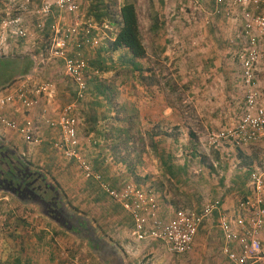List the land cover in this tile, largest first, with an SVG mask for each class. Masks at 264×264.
<instances>
[{"label": "rangeland", "instance_id": "374dc122", "mask_svg": "<svg viewBox=\"0 0 264 264\" xmlns=\"http://www.w3.org/2000/svg\"><path fill=\"white\" fill-rule=\"evenodd\" d=\"M144 1L140 2L139 14L147 57L135 60L136 67L133 70L129 65L124 64L128 60L126 51L107 52L111 39L115 38L119 30L115 25L114 27L109 26V28H104L103 25L97 26L99 30L96 31L98 34L96 38L99 44L86 49L88 56H84V58L88 60V63L104 59L105 67L111 68V70L98 72L93 64L86 72L88 82H93L92 91L98 86V90H102L105 95L97 98L98 106L91 107L90 101L93 97H88V95L79 104L76 113L82 143L81 150L92 165L97 153L103 152V157L106 154L105 164L110 168L107 175L110 181L119 188H122L127 182L128 184L135 182L147 190L154 189L158 193V199L164 205L171 204L173 206V203L175 210L196 211L208 202L220 200V153L211 147L210 139L213 134L223 131L221 129L224 127L220 126V105L227 109L230 101H226L228 97H223L225 96V87L220 99V77L222 78L223 74H221L220 65L217 66L216 58L207 59V61L213 62L209 63L207 69L201 64L194 67L193 70L188 69L187 60L190 56L185 50L183 36L177 39L153 37L149 31L150 23L147 20ZM2 3L4 9L0 8V22L20 19V28L26 31L27 36H16L11 30L0 29V58H9L10 60L29 58L34 60L36 67V70H32L29 76L12 83L13 85L9 89L25 81L28 77L32 79L31 86L47 81H53L55 84L57 80L63 81L62 84L66 85L67 93L71 94V98L69 101L65 100V96L53 100L55 99L54 92L47 96L53 100L50 105L54 106V112L46 113V115L54 117L51 116L53 113L56 114L63 109V105L70 104L75 100L72 96L75 87L66 76L60 60L51 55L53 35L47 31H41L38 26L36 27L35 19L37 18L33 11L39 5L33 4L27 11L22 12L20 11L21 6H19L23 4L22 0H2ZM190 12H193L192 9L184 8L182 12H179L180 15L174 22L173 26L178 28L177 32L182 33L181 35H184V24H189L185 18L190 15ZM80 15L63 14L62 20L58 21L59 23L56 25L60 29L68 27L80 29L85 24L82 21L83 16ZM12 30H14L13 26ZM232 37L226 42L231 49L235 47L232 46ZM216 46L220 49V42L214 40L213 47ZM231 56L233 58V55ZM227 59L229 60V56ZM232 60L234 64L231 63L237 68L236 61ZM38 64L39 68L36 66ZM52 67H55L56 70ZM15 68L14 65L11 70L0 69V86L9 79L12 82L11 72ZM236 72L237 70L234 69L231 71V73ZM238 96V106L240 107L242 104L243 107V95L240 93ZM89 98L91 100H88ZM47 105L49 106V104ZM86 113H89V116L96 113L104 127V137L96 138V141L99 142L97 146L95 137L87 132ZM40 115L43 116L41 111L38 112L37 118L41 117ZM207 115L210 118H207ZM33 122L39 128V133H43V130L47 128L44 123H40L36 119ZM229 128L231 127L229 126ZM4 135V127L0 126V138L6 142ZM130 137L133 140L127 141V138ZM38 139L41 142L43 138L39 136ZM154 141L159 142L160 151L165 149L172 151L179 165L187 162V175L182 184H178L174 179L172 182L168 180L169 176L161 169L160 154L154 150ZM25 144L30 145V149L38 148L40 145L27 142ZM249 149L253 150L252 153L259 162L258 164L261 165L257 170L264 172V139L261 143L250 146ZM21 157L28 160L26 156ZM62 157L63 167L71 164V177H76L79 180L84 179L77 163L66 159L63 155ZM122 158L128 161L127 164L121 163ZM130 165H135L136 172L134 174L129 169ZM10 167L12 168V166ZM35 168L42 169L36 166ZM83 181L81 186H85V183L89 182ZM111 182L109 183L112 184ZM90 190L100 196L103 194L98 185H92ZM4 196H7L8 200L0 202L3 205V207L0 206V264H13L17 253L22 254V257L29 258L32 264H57L59 257L60 260L70 258L66 264L87 263L84 261L87 258L85 254H81L82 256L77 254L75 258H72L73 251H69L72 248L69 249L65 246L67 236H72V234L61 233L58 225H41L44 222L39 217L32 221L31 218H34L35 214L32 215L28 211L24 215L23 210H19L21 206L18 200L7 192L0 191V198ZM243 198L244 196L237 197L232 200V203L240 202ZM65 202L68 210L78 213L72 209L68 200ZM103 202L108 205L107 200ZM13 204L14 206H12ZM15 206L17 208H14ZM101 212L95 215V218L91 217L89 213H81L80 216L90 218L91 222L95 221L98 224L103 222L102 225L108 221L126 220L125 213L122 212L107 216L103 214L102 209ZM37 213L40 214L38 210ZM22 215L24 218H21ZM25 216L27 217L25 218ZM21 222H27L33 228H26ZM60 242L63 245L58 248ZM57 250H59L58 255ZM171 258L175 264L188 262L186 256L175 255ZM143 264H155V262L151 258H146ZM161 264H165V262ZM195 264H207V262L203 260Z\"/></svg>", "mask_w": 264, "mask_h": 264}, {"label": "crops", "instance_id": "0c3cea01", "mask_svg": "<svg viewBox=\"0 0 264 264\" xmlns=\"http://www.w3.org/2000/svg\"><path fill=\"white\" fill-rule=\"evenodd\" d=\"M42 2L43 0H34L32 5L37 4L40 6ZM126 2H135L139 14L140 2H142V0H82L80 16H83L82 21H84L85 24L84 27L80 28V35H77L75 40L70 43L68 55L73 57L75 54L81 53L85 57L88 56V54H86V49L90 48V46L84 45V28L89 24H92L95 28L93 36L96 37V35H98L96 34V31L99 30L97 26L103 25L104 28H109V26L114 27V25L110 24V17H112L111 15L119 14L121 7ZM144 2L146 4L145 9L147 10V20L150 23L149 31L153 37H157V39L159 37L165 39H177L178 37L183 36L185 50L190 56L188 57L189 60H187L189 63L188 69L193 70L194 67H198L200 64L204 65L207 69L209 68V63H213L212 61H207V59L211 58L210 60H212L214 57L216 58L217 66L220 65L221 74L225 77H220V99L222 97L221 94L223 93V88L225 87V96L223 97H228L226 101H230L227 109L220 105V126L224 127L221 130L227 129L229 126L234 127L241 118L243 111L242 104L239 107L237 102L239 99L238 95H240V93L243 95V89L240 76L241 73L238 70V65L237 68L233 65L234 62H232L233 60L231 56L233 55L232 53L236 51V47H232L231 49L226 42L237 33L238 29L241 28V20H230L223 14L217 15L215 13V0H145ZM98 4L101 6L102 12H105L103 23H98L97 21L96 7H98ZM184 8H186V10L187 8L188 10L192 9L193 12H190V15L185 18L186 21L188 20L189 24H184V35H181L182 33L177 32L178 28L176 29L173 25L174 22H176V17L180 15L179 12H182ZM62 15L63 14L55 13V17L51 18L52 24L50 22V25L53 27L56 23L58 24V21L62 20ZM139 20H141L140 14ZM35 21L37 27L39 21L37 19H35ZM46 22L44 27L40 29L41 31H44ZM47 32L52 33L51 29H48ZM111 40H114V38ZM214 40L220 42V49L218 46L213 47ZM228 56L229 60L227 59ZM86 61L88 63V60ZM60 63L63 65L62 61H60ZM91 63L92 62L88 63V68L92 66ZM36 66L39 68V64ZM52 69H55V67H52ZM233 69L237 70V72L231 73ZM34 70H36L35 65L33 71ZM30 73H32V71ZM29 75L30 74L27 76ZM68 79L72 82L69 77ZM258 80L262 93V100L260 103L262 107H264V63L259 66ZM62 82L63 81L57 80V83L55 84L56 90L54 91L55 99L53 100H58L65 96V100L69 101L71 94L67 93V87L65 84H62ZM89 82L88 97L91 96L92 98L91 92L93 82ZM5 92L6 91H2L1 94ZM72 96L75 99L76 87ZM53 100L44 96L40 105L34 110H28L18 104L10 107L6 114L9 118L21 124L26 120L34 121V119H36V121L46 125L44 122L45 117H47L46 113L51 114L54 112V106L50 105ZM88 100L91 99L89 98ZM95 102H97V99H92L90 104H95ZM47 104H49V106ZM65 105L63 106L65 107ZM40 111L43 116L40 115L41 117L37 118L38 112ZM58 113L59 112L56 114L53 113L51 116L55 117ZM207 118H210V116ZM46 127L47 128L43 130V133H39V136H42L43 139L39 143L40 145L38 148L30 149V145L25 144V139L17 131H9L6 128H4V136L7 141L5 142L2 139V142L5 147L13 150L18 156H26L28 158L26 161L33 163L32 165L36 167L42 168L49 181L57 182L60 194L63 195L62 197L69 201L72 209L78 211V213L72 211L73 214L80 215L81 213H89L91 217L95 218V215L102 213L101 209L104 211L103 214L105 216L108 214H115L116 212L125 213L124 218L126 220L119 219V221H108L103 225V222H99L98 224L95 221L91 222L90 218L87 219L83 217L86 223L82 222L75 225L76 234L67 236L68 238L65 240V246L69 249L72 248L69 250L70 252L71 250L73 251L72 258H75V255L77 254L80 256H82L81 254H85L87 257L86 260H84L87 261L86 264H143L146 258L153 259L155 264H161L162 262H165V264H175L173 258H171L175 255L169 253L162 243L139 241L134 237V224L131 216L124 211L118 203L113 201L105 192H103L99 186L98 187L103 192L101 196L96 192H92L90 187L97 184L89 181L85 183V186H81L84 179L79 180L78 178L76 179V177H71V164L69 163L70 165L63 167L61 164L63 154L54 148V143L59 139V132L49 128L47 125ZM259 143L250 146H255ZM250 146L236 149L231 144L224 143L221 145L220 150L214 149L220 153V201L223 205L221 212L234 220H236L238 215L237 207L240 202H234L233 204L232 200L237 197L239 198L240 196H244V200L251 196L249 180L251 175L256 171H259L257 169L261 166L258 164L259 162L255 155L252 153L253 150L249 149ZM104 158H107L106 154ZM126 184H128V182L125 183V185ZM114 188L119 189V187ZM6 197L7 196L1 197L0 202L8 200ZM105 200H107L108 205L103 202ZM159 203L161 217L169 218L174 215L176 210L173 209L171 204L167 206L162 204L161 201ZM15 204H17V202H15ZM0 206L3 207L2 204H0ZM5 206L7 207L8 205L6 204ZM12 206H14V204ZM14 208H17V206ZM28 209L35 211L34 213L30 212L32 215H36L34 218H31L32 221L39 217L42 219V222H44L41 223V225L52 224L48 219L38 214L36 209L32 207ZM221 214L222 213H220L219 216L216 212L212 219L200 227L193 247L187 254L177 255L186 256L188 259L186 264H195L203 260H205L207 264H229L228 259L223 254L225 239L219 226ZM262 239L264 240V230L262 232ZM61 245H63L62 242L58 243V248H60ZM58 253L59 250H57V255ZM69 259L62 258L60 260L59 257L57 258V264H66ZM262 264H264V261Z\"/></svg>", "mask_w": 264, "mask_h": 264}, {"label": "built area", "instance_id": "2783aa9c", "mask_svg": "<svg viewBox=\"0 0 264 264\" xmlns=\"http://www.w3.org/2000/svg\"><path fill=\"white\" fill-rule=\"evenodd\" d=\"M34 0H23L20 10L27 11ZM82 0H43L34 11L42 29L47 19L54 18L55 13L77 15L81 12ZM215 13L227 19L241 20V28L232 37L234 61L240 71L244 106L238 123L229 129L213 134L211 147L220 150L224 143L236 149H242L264 139V107L261 105L262 93L258 80L259 66L264 63V0H215ZM45 20V22H44ZM11 21V22H10ZM0 22V29L11 30L20 37H26L20 28V19ZM12 26L14 30H12ZM92 24L86 26L84 45L93 47L99 44L93 36ZM80 29L68 27L60 29L53 26L51 55L63 63L64 71L76 87L75 100L67 104L55 117H45V124L59 132V139L54 148L63 156L77 163L82 176L87 181L97 184L113 201L118 203L132 218L134 237L139 241L162 243L169 253L185 255L193 247L200 227L212 219L217 212L221 218L219 226L223 232L225 246L223 254L229 264H262L264 261V172L256 171L250 178L251 196L240 201L236 220L223 214L221 201L215 200L204 204L199 210H177L171 217L160 216V201L157 195L135 183L122 188H114L103 175L96 171L92 163L85 158L81 150L77 111L79 104L88 95L86 72L88 63L81 53L73 57L68 55L72 40L80 35ZM2 37V36H1ZM31 78L18 83L0 94V125L8 130L17 131L27 143L38 144L39 128L32 120L18 123L6 114L10 107L22 105L28 110L37 108L44 96L56 90L53 81L31 86ZM82 264V263H77Z\"/></svg>", "mask_w": 264, "mask_h": 264}, {"label": "trees", "instance_id": "16d2710c", "mask_svg": "<svg viewBox=\"0 0 264 264\" xmlns=\"http://www.w3.org/2000/svg\"><path fill=\"white\" fill-rule=\"evenodd\" d=\"M22 3H24L23 0ZM19 6H21V4ZM0 8L4 9L2 0H0ZM96 10L98 23H103L105 12H102L101 6L99 4L98 7H96ZM111 16L112 17H110V24L117 26L119 30L114 40L110 41L107 47V52L109 51L112 53H116L121 50L126 51L128 60L124 64L129 65L130 69L132 68L131 70H133L136 67L135 60H142L147 57V49L141 30L138 7L135 2H126L121 7L119 14ZM50 22L52 24L51 18L47 20L44 32L48 31V29H52ZM33 61L34 60L29 58H18V60L16 58V61L10 60L9 58H0L1 70H11V68L13 69L14 65L16 66V71L13 70L11 72L13 78L12 82L10 79L8 81H5L4 84L0 86V91L10 90L9 87L13 85L14 82H18L21 77H27V75L30 74V72L34 68ZM104 63V59H97L92 61L91 64L95 65V69L98 72H106L111 70V68H106ZM91 95L93 99H97L98 97H102L105 94L102 90L99 91L97 86V88L91 92ZM98 104L99 102L97 101L95 102V104H92V107H94L95 105L98 106ZM100 106H102V104H100ZM86 114L87 118L85 120L88 124L87 132L89 134L91 133L95 137V141L98 137H104V127L100 123L101 119L99 118V116L96 113H94L92 116H89V113ZM130 140L133 139L131 137L127 138V141ZM2 141L3 140L0 138V191L7 192L9 195L16 198L19 205L21 206L19 207V210L23 208L22 210L24 215L25 213H28V211L32 213L35 212L28 208H35L39 211L42 217L48 219L50 223H54L53 225H58L61 233L63 232L64 234L75 235V225H78L82 222L86 223L85 219L80 215H75L70 210H68L65 199L62 197L63 195L60 194V189L57 182L49 181L43 169H36L35 166L32 165V163H29V161H26L22 157L18 156L13 150L5 147ZM97 145H99V142H97L96 146ZM154 146V150L160 154L159 160L161 162V169L170 178L168 180L172 182V180L174 179L178 184H182L183 181H185L187 175V162H185L183 165H179L172 151H167L166 149L164 151H160L158 148L159 142L156 141H154ZM102 153H97L98 155H96L93 165L96 171L101 172V174L105 176L103 177L106 181L108 180L109 182H111L109 176L107 175L110 168L109 165L105 164L106 159L102 156ZM127 162L128 161L126 159L122 158V164H127ZM10 166H12V168ZM130 167L131 168H129L128 166V168L134 174L136 172L135 165H130ZM6 180L10 181L11 185L9 184L10 182H7ZM1 182H4L5 185L8 184V186L5 188L4 184H2ZM111 183L114 187H118L114 182ZM135 185H137L138 187H143L138 183H135ZM150 191L152 193L154 192L158 194L154 189ZM172 205L174 206L173 203ZM26 217L27 216H25V218ZM21 218H24L23 215ZM21 224L26 228H33V226H31L27 222H21ZM13 264L32 263L29 258L22 257V254L17 253Z\"/></svg>", "mask_w": 264, "mask_h": 264}, {"label": "flooded vegetation", "instance_id": "af4514ba", "mask_svg": "<svg viewBox=\"0 0 264 264\" xmlns=\"http://www.w3.org/2000/svg\"><path fill=\"white\" fill-rule=\"evenodd\" d=\"M7 181V180H6ZM7 182H10V181H7ZM2 183V182H1ZM2 184H4V182L2 183ZM10 185H11V182L9 183ZM4 186H5V188L8 186V184H4ZM9 190V189H8Z\"/></svg>", "mask_w": 264, "mask_h": 264}]
</instances>
